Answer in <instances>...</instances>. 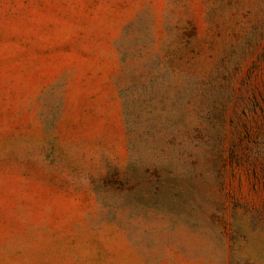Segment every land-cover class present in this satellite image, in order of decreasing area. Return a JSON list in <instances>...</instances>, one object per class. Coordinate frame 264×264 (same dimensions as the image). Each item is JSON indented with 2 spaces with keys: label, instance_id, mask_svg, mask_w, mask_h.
<instances>
[{
  "label": "rangeland",
  "instance_id": "374dc122",
  "mask_svg": "<svg viewBox=\"0 0 264 264\" xmlns=\"http://www.w3.org/2000/svg\"><path fill=\"white\" fill-rule=\"evenodd\" d=\"M0 264H264V0H0Z\"/></svg>",
  "mask_w": 264,
  "mask_h": 264
}]
</instances>
